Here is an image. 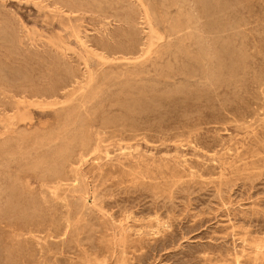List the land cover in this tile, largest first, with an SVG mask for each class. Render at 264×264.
<instances>
[{"label":"rangeland","instance_id":"374dc122","mask_svg":"<svg viewBox=\"0 0 264 264\" xmlns=\"http://www.w3.org/2000/svg\"><path fill=\"white\" fill-rule=\"evenodd\" d=\"M145 2L0 0V264H264V0Z\"/></svg>","mask_w":264,"mask_h":264},{"label":"bare ground","instance_id":"6f19581e","mask_svg":"<svg viewBox=\"0 0 264 264\" xmlns=\"http://www.w3.org/2000/svg\"><path fill=\"white\" fill-rule=\"evenodd\" d=\"M73 1V0H72ZM139 3H140V6H141V8H142V12L140 13V16H139V19H141L142 20V24L144 25V30H143V32H144V34L146 35V42L144 43V45H143V47H142V49H141V52H142V55H143V57H147L149 54H151L152 53V51H153V49L159 44V43H161L164 39H165V35H164V33H162L161 31H160V29H159V27L157 26V23H156V21H155V19H154V16L152 15V12H151V10H150V8H149V6L147 5V3L145 2V0H137ZM149 1V0H148ZM176 1H178V0H176ZM181 1V0H180ZM158 4H160V3H158ZM178 4H180V3H178ZM66 5V4H65ZM101 5H102V3H101ZM103 5H105V4H103ZM70 6H72V3H71V5ZM75 6H76V4H75ZM113 6V5H112ZM116 7H117V5H115ZM159 6V5H158ZM157 6V7H158ZM99 7V6H98ZM107 7V6H106ZM114 7V6H113ZM80 8V7H79ZM104 8V7H103ZM181 8V7H180ZM184 8V7H183ZM110 9H111V7H110ZM91 10V9H90ZM101 10H102V8H101ZM79 12V11H78ZM96 12V11H95ZM98 12V11H97ZM70 13V12H69ZM107 13V12H106ZM74 14V13H73ZM82 14V13H81ZM108 14V13H107ZM190 18V17H189ZM69 19V18H68ZM106 19V18H105ZM70 20V19H69ZM192 20V19H191ZM190 20V21H191ZM171 22V21H170ZM76 26H77V24H76ZM74 30V29H73ZM170 31V30H169ZM168 31V32H169ZM71 33V32H70ZM111 38V37H110ZM79 39V38H78ZM77 39V40H78ZM81 43V42H80ZM82 47V46H81ZM110 48V47H109ZM105 49V48H104ZM90 50V49H89ZM101 50V49H100ZM103 51V50H102ZM93 52H95V51H91L90 50V53H93ZM120 52L118 51H114V50H107L106 49V51L105 52H96L95 53V56L98 58V60L100 61V62H108V61H111L113 58H111V56L109 55V54H112L113 55V57H117L116 55H119V56H121V57H123V58H128V56H126V54H119ZM124 53H125V51H124ZM135 54V53H134ZM133 54V55H134ZM87 55V54H86ZM115 59V58H114ZM80 60V59H79ZM97 60V61H98ZM98 64V63H97ZM102 66V65H101ZM99 67V66H98ZM97 71V70H96ZM88 74V73H87ZM94 74V73H93ZM73 76H75V75H73ZM96 76H97V74H96ZM78 77V76H77ZM93 77V76H92ZM166 77V76H165ZM74 78V77H73ZM76 78V77H75ZM74 78V79H75ZM97 78V77H96ZM95 78V79H96ZM124 78V77H123ZM93 79V78H92ZM94 80V79H93ZM117 81V80H116ZM165 81V80H164ZM93 83V82H92ZM106 88V87H105ZM81 92V91H80ZM24 104V103H23ZM17 107V106H16ZM19 107V106H18ZM64 107V106H63ZM85 110V109H84ZM20 115H21V113H20ZM15 118V117H14ZM10 119H12V117L10 118ZM9 119V120H10ZM13 120H16V119H13ZM4 122H7V121H4ZM10 122H11V120H10ZM13 122V121H12ZM13 124V123H12ZM9 128H10V126H9ZM19 134V133H18ZM36 134V133H35ZM20 135H21V133H20ZM25 136H26V134H25ZM24 136V137H25ZM32 136V135H31ZM36 135H34L33 137H35ZM27 137H28V135H27ZM33 137H32V139L31 140H33ZM29 139H30V136H29ZM35 139V138H34ZM48 139V138H47ZM10 141H11V139H9ZM40 142H41V140H39ZM44 141V140H43ZM21 142H23V141H21ZM26 142H29L28 140L26 141ZM42 143V142H41ZM1 144V143H0ZM4 146V145H3ZM7 152V151H6ZM1 154V153H0ZM2 155V154H1ZM86 155V154H85ZM3 158H4V156H3ZM3 158H1V159H3ZM83 158V157H82ZM61 160V159H60Z\"/></svg>","mask_w":264,"mask_h":264}]
</instances>
